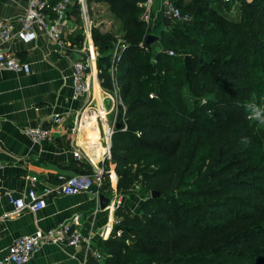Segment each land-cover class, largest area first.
<instances>
[{"label": "trees", "instance_id": "16d2710c", "mask_svg": "<svg viewBox=\"0 0 264 264\" xmlns=\"http://www.w3.org/2000/svg\"><path fill=\"white\" fill-rule=\"evenodd\" d=\"M144 1L86 0L90 14L103 3L121 24V38L94 23L91 36L100 85L112 91L115 80L126 107L111 137L116 187L140 197L135 211L116 208L107 256L88 264H264L263 247L246 242L264 215V129L247 118L264 96V0H222L228 12L215 0H174L191 20L162 16L168 33L140 20ZM118 39L127 47L112 77Z\"/></svg>", "mask_w": 264, "mask_h": 264}, {"label": "crops", "instance_id": "0c3cea01", "mask_svg": "<svg viewBox=\"0 0 264 264\" xmlns=\"http://www.w3.org/2000/svg\"><path fill=\"white\" fill-rule=\"evenodd\" d=\"M26 2L0 0V18L13 21L18 29V18L24 14ZM72 11L69 13L71 24L74 22ZM78 33L69 28L63 30L62 36L70 44L65 50L59 49L41 32L28 43L13 39L1 44L16 58L28 62L30 71L0 70V191L19 197L29 187L27 175L36 179L35 188L41 191L44 186L56 185L89 167L91 172L86 174L100 169L104 173V167L108 166L110 177V188L103 194L109 199L105 207H101L99 198L80 193L49 198L46 207L35 213L23 211L7 217L12 205L6 199L0 201L1 254L20 236L53 228L73 214L80 215V230L85 240L78 247L44 244L24 264H88L95 252L102 256L99 260H103L107 255L102 243L118 222L116 201L120 198L121 205L134 211L137 208L133 199L127 202L131 191L117 190L114 162L105 158L103 120L111 122V101L106 98L108 91L100 85L96 61L91 65L90 105H86L87 97L77 101L71 98L69 75L72 62L77 59L72 49L81 43ZM100 110L108 113L99 118ZM54 114L60 115V122L51 121ZM37 127L50 130L48 141L35 143L25 134V129ZM75 152L79 153L78 158L74 157Z\"/></svg>", "mask_w": 264, "mask_h": 264}, {"label": "built area", "instance_id": "2783aa9c", "mask_svg": "<svg viewBox=\"0 0 264 264\" xmlns=\"http://www.w3.org/2000/svg\"><path fill=\"white\" fill-rule=\"evenodd\" d=\"M230 2L232 0H223ZM155 4L154 0H145L140 4L142 7L141 19L148 25L152 20V9ZM78 6L79 19L71 24L69 21V13L74 6ZM163 8V16L170 21L191 20L189 13L181 11L174 3V0H162L159 2V8ZM20 27L15 28L13 21L7 18H0V70L13 71L15 73L30 71V65L26 61L16 58L8 50L4 49L1 44L9 42L13 39H19L25 43L32 41L37 33H43L48 40L65 50L69 47L68 41L63 38V30L69 28L71 32H81V43L74 47L72 51L81 56V59H74L70 71L71 81V98L77 101L83 97H89L92 94V70L91 65L97 59L96 46L91 36L92 20L90 18L89 7L86 0H27L24 14L18 18ZM68 24H70L68 27ZM143 46V42L140 43ZM127 44L124 40L118 39L112 49V59L110 74L115 76L117 70V62L120 55ZM169 55H174L173 50L168 51ZM153 94H150L152 97ZM106 98L110 99L111 106L109 114H111V122L103 120V138H105V158L110 159L111 137L116 127L118 111L121 108L125 112V105L119 95V88L114 80L112 91H108ZM86 105H90V100ZM254 110L248 114L247 118L258 120L255 112H260L261 118H264V96L261 98L260 104L255 101L250 103ZM108 112L98 111L99 118H103ZM61 117L59 114L51 116V121L58 123ZM126 129V125L123 130ZM25 134L29 136L35 143L46 142L50 139V130L37 127L25 129ZM74 157L78 158L79 153L75 152ZM103 169L98 170L94 174L80 173L67 177L56 185H46L41 191L35 188L36 179L32 176H26L29 187L19 197H14L9 191H0V201L6 199L12 208L5 216L12 217L19 215L23 211L37 212L47 205V200L56 196H70L80 193H90L94 199L98 200L101 186V177ZM97 180V181H96ZM96 184V188L95 187ZM122 204L119 198L116 205ZM81 220L79 214H73L66 220L58 223L55 227L47 230H37L30 235H23L16 238L6 251L1 254L0 264H24L31 259L33 254L39 251L44 244H54L57 246L78 247L85 237L80 230ZM74 228V230H72ZM93 258L99 260L102 256L95 252Z\"/></svg>", "mask_w": 264, "mask_h": 264}, {"label": "rangeland", "instance_id": "374dc122", "mask_svg": "<svg viewBox=\"0 0 264 264\" xmlns=\"http://www.w3.org/2000/svg\"><path fill=\"white\" fill-rule=\"evenodd\" d=\"M161 1L162 0H154L155 4L153 5V9H152V20L147 26L151 27L152 31L154 32L159 33L162 30L164 33H168L170 32L172 25L168 26L167 24H165V22H163L162 24L161 19L163 16L164 9L163 8L158 9L159 2ZM213 4H215V8L219 7L218 9H223V10H226L227 12L229 11V5L223 3L222 0H215L213 1ZM90 7H91L90 18L92 22L95 24V26L99 27L103 31H113L114 33H116L117 38H121V35H122L120 33L121 24L113 16V14L110 13L108 7L103 3H94V4H91ZM234 10L229 12V14L231 15V16L229 15L230 17H234L236 15L234 13ZM139 18L141 20V14H139ZM172 24H175V23H172ZM153 25H155V27ZM186 92H187V88L183 87L182 91L180 92L181 96H185ZM105 106H106L105 108H107L108 104H105ZM110 117L111 116H109V118ZM232 117L235 120V117H236L235 113H233ZM234 120L233 122H235ZM261 127L262 128L264 127V123H262ZM136 194L137 193H135V191H131L130 193H128L127 198L129 200H127V202H130L133 199V203L136 202L135 206L138 207L140 204V197L137 196ZM254 229L255 231L251 233L249 236H247L246 242H248L249 244H256V246H262L263 247L262 251H257V254L260 252V254H258V257H262L263 255V258H264V215L259 217V219L257 220V226Z\"/></svg>", "mask_w": 264, "mask_h": 264}, {"label": "water", "instance_id": "95a60500", "mask_svg": "<svg viewBox=\"0 0 264 264\" xmlns=\"http://www.w3.org/2000/svg\"><path fill=\"white\" fill-rule=\"evenodd\" d=\"M157 41V36L155 35H147L146 39H145V43L149 46V47H153V45L155 44V42ZM77 59H81V56L80 55H77ZM159 194L158 193H155L153 192L152 193V196H158ZM99 201H100V205L101 207H105L108 202H109V199L104 197L103 194L99 195Z\"/></svg>", "mask_w": 264, "mask_h": 264}, {"label": "clouds", "instance_id": "9594fccd", "mask_svg": "<svg viewBox=\"0 0 264 264\" xmlns=\"http://www.w3.org/2000/svg\"><path fill=\"white\" fill-rule=\"evenodd\" d=\"M255 117L257 118V119H260V121L262 122V123H264V118H261V114H260V112H255Z\"/></svg>", "mask_w": 264, "mask_h": 264}, {"label": "bare ground", "instance_id": "6f19581e", "mask_svg": "<svg viewBox=\"0 0 264 264\" xmlns=\"http://www.w3.org/2000/svg\"><path fill=\"white\" fill-rule=\"evenodd\" d=\"M104 142H105V138H104Z\"/></svg>", "mask_w": 264, "mask_h": 264}]
</instances>
